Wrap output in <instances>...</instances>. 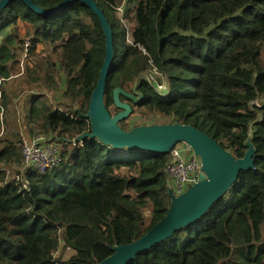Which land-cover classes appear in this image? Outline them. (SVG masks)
Here are the masks:
<instances>
[{"label":"trees","instance_id":"trees-1","mask_svg":"<svg viewBox=\"0 0 264 264\" xmlns=\"http://www.w3.org/2000/svg\"><path fill=\"white\" fill-rule=\"evenodd\" d=\"M30 1L54 10L63 0ZM94 1L111 28L103 97L111 116L119 112L112 91L121 88L136 99L120 96L132 114L193 126L235 159L248 138L255 150L253 168L203 218L128 264H264V0H136L129 36L109 2ZM19 23L28 28L23 37ZM104 53L98 19L80 2L44 15L12 0L0 12V85L19 77L28 93L26 133L62 145L52 169L21 174L17 140L0 139V264H98L168 210L169 155L115 150L95 138L74 142L90 132L85 116ZM148 70L163 78L165 93L142 76ZM58 72L64 90L53 107L46 96ZM7 100L14 102L2 93L10 115ZM126 120L119 126L129 131Z\"/></svg>","mask_w":264,"mask_h":264},{"label":"water","instance_id":"water-1","mask_svg":"<svg viewBox=\"0 0 264 264\" xmlns=\"http://www.w3.org/2000/svg\"><path fill=\"white\" fill-rule=\"evenodd\" d=\"M10 1L12 0H0V12ZM18 1L30 11L44 15L64 9L74 2H80L98 19L105 39L104 60L85 116L90 122V132L76 138L75 143L85 138H95L115 150H139L163 155H168L177 144L184 143L201 161V173L195 184L178 197H175L170 190L167 191L170 203L165 216L138 240L112 247V254L98 264H128L137 255L170 238L180 229L192 225L203 218L208 210L229 191L237 181L240 172L253 168L255 150L250 138L245 142L247 150L244 156L235 159L215 140L190 125L162 124L140 126L129 131L122 130L119 122L128 119L132 110L128 103L120 101V96L132 101L136 99L121 88H116L112 91V95L114 106L119 112L111 116L104 106L106 78L112 63V36L104 13L98 8L96 2L94 0H63L54 10H44L30 0ZM152 87L157 91L160 90L156 82H152Z\"/></svg>","mask_w":264,"mask_h":264},{"label":"rangeland","instance_id":"rangeland-1","mask_svg":"<svg viewBox=\"0 0 264 264\" xmlns=\"http://www.w3.org/2000/svg\"><path fill=\"white\" fill-rule=\"evenodd\" d=\"M107 1L109 2L110 7L115 10L116 17L125 24L123 25L125 26V29L127 31V36H129L132 24L130 23V21H128L127 17L131 15L132 7L134 6L136 0H107ZM23 27L24 26H22L20 29H23ZM43 47L44 46L39 45L37 47V52L42 51ZM29 60L30 59H28V61ZM31 63L32 62H30V65H32ZM53 76H54L53 78H54V83H55L54 91L53 92L49 91L47 93L46 99L54 107L57 105V102L60 100V96L64 90V86L62 85V82L60 80V79L63 80L61 72H58L57 75L53 73ZM142 76H144L151 83L156 82V80H160V85H159L160 91H164L162 93H165V88L163 87L165 85L162 82L163 78L160 76L159 73H157V71L148 70L146 73H143ZM55 79L58 82V84H56ZM25 89L26 87H24L23 84H21L19 77L17 78L12 77L11 79L7 81L2 82L0 85V92L2 90V93H4L6 99H7V96H11L14 99V102H11V103H9L7 100L6 108L9 104V108L13 107L14 111L10 112V115H9L7 114L8 113L7 110H4L2 125L0 123V139H9L10 141H14L13 138H15L19 146H20L21 137H23V135L25 136L26 131H27L26 127L23 124V118L26 113L24 112L25 100H23V97L26 94H28L25 91ZM23 91H25V93H23ZM126 122H127L128 128L131 130V129H134L140 126H153V125L166 124L168 120L163 119L161 116H158V115H141L140 113H134L128 117ZM28 135L32 137L33 135H43V134H40L38 130H34V131H29ZM43 136L46 137L49 142L58 143L57 140L52 139L51 135H43ZM58 144H59V149L61 152L62 145L60 143ZM18 171L19 172L21 171V164H20V167H18ZM7 176H8V179L15 178L17 176V172L11 173L8 171ZM22 181H20V183ZM60 250L61 248L57 252L58 253L56 255L57 258L61 255ZM67 255L68 254L65 253V256Z\"/></svg>","mask_w":264,"mask_h":264},{"label":"built area","instance_id":"built-area-1","mask_svg":"<svg viewBox=\"0 0 264 264\" xmlns=\"http://www.w3.org/2000/svg\"><path fill=\"white\" fill-rule=\"evenodd\" d=\"M28 43H25L22 60L26 58ZM4 109L0 92V123L2 125ZM21 174L34 171L44 174L59 162L60 149L58 143L49 142L43 135L29 136L27 133L20 140ZM169 161L164 169L167 178V191L175 197L180 196L198 180L201 173V161L192 149L184 144H177L168 154ZM22 175H17L16 181H21Z\"/></svg>","mask_w":264,"mask_h":264},{"label":"crops","instance_id":"crops-1","mask_svg":"<svg viewBox=\"0 0 264 264\" xmlns=\"http://www.w3.org/2000/svg\"><path fill=\"white\" fill-rule=\"evenodd\" d=\"M20 24L21 23H19V36L23 37L25 35L26 31L28 30V28H27V26H24L23 24L20 25ZM22 26H24L23 29H20ZM11 31H12V27H8L6 29V34H9Z\"/></svg>","mask_w":264,"mask_h":264},{"label":"clouds","instance_id":"clouds-1","mask_svg":"<svg viewBox=\"0 0 264 264\" xmlns=\"http://www.w3.org/2000/svg\"><path fill=\"white\" fill-rule=\"evenodd\" d=\"M39 7V6H38Z\"/></svg>","mask_w":264,"mask_h":264}]
</instances>
